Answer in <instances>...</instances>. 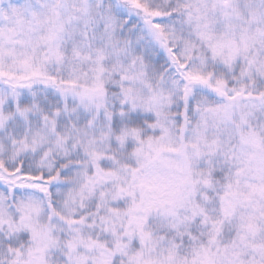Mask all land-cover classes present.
Segmentation results:
<instances>
[{
  "label": "snow or ice",
  "instance_id": "6c2138e0",
  "mask_svg": "<svg viewBox=\"0 0 264 264\" xmlns=\"http://www.w3.org/2000/svg\"><path fill=\"white\" fill-rule=\"evenodd\" d=\"M0 264H264V0H0Z\"/></svg>",
  "mask_w": 264,
  "mask_h": 264
}]
</instances>
